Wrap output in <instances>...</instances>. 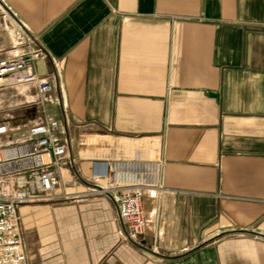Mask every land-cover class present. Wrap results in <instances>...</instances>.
<instances>
[{"label": "crops", "instance_id": "0c3cea01", "mask_svg": "<svg viewBox=\"0 0 264 264\" xmlns=\"http://www.w3.org/2000/svg\"><path fill=\"white\" fill-rule=\"evenodd\" d=\"M29 52L53 89L0 88V140L56 118L67 197L17 206L27 264H264V0H0V58ZM134 160L160 186L139 243L91 189Z\"/></svg>", "mask_w": 264, "mask_h": 264}, {"label": "built area", "instance_id": "2783aa9c", "mask_svg": "<svg viewBox=\"0 0 264 264\" xmlns=\"http://www.w3.org/2000/svg\"><path fill=\"white\" fill-rule=\"evenodd\" d=\"M37 59L44 61L37 52L1 57L0 88L34 82L39 93L52 90L54 72L45 67V74H39ZM25 131L26 136L18 142L0 140V264H27L17 206L67 197L57 191V166L67 151L58 120L32 117L26 121ZM4 135L10 132L7 124L1 123L0 136ZM157 177L158 163L140 160L115 161L91 174L92 192L107 194L115 201L125 240L140 242L145 230L142 192L149 186L160 188Z\"/></svg>", "mask_w": 264, "mask_h": 264}, {"label": "water", "instance_id": "95a60500", "mask_svg": "<svg viewBox=\"0 0 264 264\" xmlns=\"http://www.w3.org/2000/svg\"><path fill=\"white\" fill-rule=\"evenodd\" d=\"M36 70L39 74H45V64L43 59H37L35 61Z\"/></svg>", "mask_w": 264, "mask_h": 264}]
</instances>
